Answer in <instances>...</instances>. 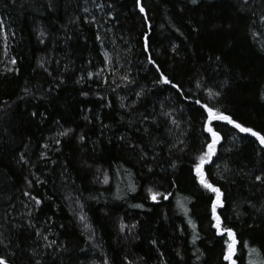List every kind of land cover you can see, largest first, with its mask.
Listing matches in <instances>:
<instances>
[{"label": "trees", "instance_id": "16d2710c", "mask_svg": "<svg viewBox=\"0 0 264 264\" xmlns=\"http://www.w3.org/2000/svg\"><path fill=\"white\" fill-rule=\"evenodd\" d=\"M140 3L147 19L136 0H0V256L10 264H228L215 195L195 177L208 137L195 101L264 129V24L251 14L264 0ZM149 54L183 94L156 83ZM213 126L223 140L205 171L224 193L221 231L237 233V264H264V186L253 179L264 151Z\"/></svg>", "mask_w": 264, "mask_h": 264}, {"label": "snow or ice", "instance_id": "6c2138e0", "mask_svg": "<svg viewBox=\"0 0 264 264\" xmlns=\"http://www.w3.org/2000/svg\"><path fill=\"white\" fill-rule=\"evenodd\" d=\"M137 6L139 7V11L141 13L145 14V19H147V13L145 11V8L143 7L142 3H140V0H136ZM191 3L196 4L198 3V0H191ZM242 3L244 5H249L251 6L252 4L255 3V0H242ZM97 7H103V5H97ZM243 10V9H242ZM85 12L89 11V9L85 8ZM253 17H256V20L253 21V23H259V24H264V11H262L259 16H257V13L255 10H252L251 12ZM94 19V18H93ZM4 28V20L3 18H0V29ZM150 28V25H149ZM43 35V33H41ZM7 34L5 33V36ZM254 36H259V32H254ZM99 39V37H97ZM144 48L145 51H148V37L147 35L144 36ZM175 51V49H173ZM217 60L220 59V57H216ZM148 62L152 65L155 66L156 71L159 73V79L156 81V83H163L167 85H171L172 88L176 89L178 92L183 94L184 89L181 87L180 84H174L171 79L167 75H165L164 71L160 70V66L156 64V61L152 59L151 54L148 56ZM12 64H15L16 61L13 59L11 61ZM91 75V74H90ZM124 80L128 81L129 77L124 76ZM197 88L203 87V85L200 82H197L196 84ZM27 92V89H25ZM209 98L210 99H215L221 95L219 91H213L211 88L207 89ZM85 95H87L85 93ZM137 95H140L138 93ZM261 98L264 99V94L261 95ZM184 99H189V97L185 96ZM196 104H200L201 107L204 109L206 112V117L204 120V125H203V131L208 134L206 143L204 145V150L202 153L199 155L197 158V162L194 164V172H195V177L198 179L199 184L206 190H208L210 193H213L215 195V199L212 200L211 202V213H212V219L215 221L213 224V227L217 229V233L221 236L227 235V240L224 241V251H223V260L227 261L228 264H237L236 259L234 257L236 256L237 253V245L240 243V241L237 239V233L232 229V228H223V231H221L222 225H223V220L222 218L217 214V209L223 207V195L224 193L221 191L220 187L213 185L210 180L208 179V174L205 171V166L210 164L212 162V158L216 156L217 154V146L220 145L221 141L223 140V137L221 136V133L215 130L214 122H226L228 125H231L234 129L238 130V133H243V134H248L251 137L256 138V140L259 142L261 146V151H264V129L260 131L254 130L252 127H246L245 124L237 122L232 118L231 115L225 114L223 111H221L219 108H214L210 107L209 104H201L200 100L195 101ZM123 106V105H122ZM33 116L36 115V113H32ZM166 115H171L170 113H166ZM173 124H177V121L175 119L172 120ZM71 130H66L60 135H67L68 132ZM81 140L84 139L83 136L80 137ZM59 143V141H57ZM182 143V141H181ZM47 147V145H45ZM146 156L147 154L144 153ZM21 161L26 162L25 157L23 154L20 156ZM173 168L176 166L174 163L171 165ZM150 170V169H149ZM255 181L260 182L262 186H264V169H261V174L260 175H255L253 177ZM107 182V180H105ZM28 184L31 185V181H28ZM133 191L135 190L134 188L132 189ZM150 193V199L153 201H156L159 196H161L160 193L153 191L152 189L148 190ZM24 195L30 196V193L25 192ZM167 199V197H164ZM35 199V203L39 205L41 201L39 199ZM137 207H143V205H137ZM255 207V206H253ZM80 219L83 221L85 220V217L83 215L80 216ZM193 228H195V224L192 225ZM125 225H121V229ZM46 239V237H45ZM91 239V237H89ZM199 239L197 235H193L192 243L195 244V241ZM52 243H55V241L50 242L46 247H50ZM153 244L156 243V241L152 242ZM0 244H3V240L0 239ZM163 255V254H161ZM127 260V258H125ZM197 259H199V256H197ZM0 264H10L9 260L3 256H0ZM39 264V262H37ZM104 264H108L107 260L104 261ZM128 264H131V261H128Z\"/></svg>", "mask_w": 264, "mask_h": 264}]
</instances>
